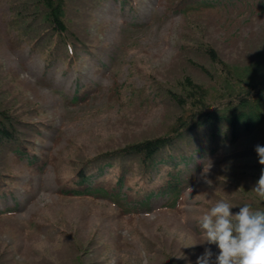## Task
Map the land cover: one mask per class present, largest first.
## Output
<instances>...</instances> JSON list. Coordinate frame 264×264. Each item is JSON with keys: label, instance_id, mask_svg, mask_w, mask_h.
<instances>
[{"label": "rangeland", "instance_id": "1", "mask_svg": "<svg viewBox=\"0 0 264 264\" xmlns=\"http://www.w3.org/2000/svg\"><path fill=\"white\" fill-rule=\"evenodd\" d=\"M79 2L81 28L93 47L79 49L68 63L63 58L48 62L46 51L28 45L13 48L7 32L10 12L0 0V101L27 121L45 123L32 149L43 161L40 170L10 155L3 158L13 182L6 195L0 194V264H84L88 259L95 264H196L205 248L219 252L215 244H199L205 239L200 220L218 200L236 205L233 213L242 203L255 207L260 201L251 191L253 181L225 178L220 155L200 151L180 164V202L153 191L138 210L122 196L61 195L58 179L68 178L82 158L166 127L167 108L151 84L178 76L189 44L212 42L240 74L262 59L264 0L204 2L189 16L179 0H135L133 5L102 0L94 7ZM250 70L244 78L264 79V61ZM204 76L214 100L219 91ZM252 134L258 136L237 145L263 141L264 124ZM165 173L154 167L147 185L153 190ZM141 184L133 181L132 187ZM191 242L198 244L183 247ZM180 255L186 259H177Z\"/></svg>", "mask_w": 264, "mask_h": 264}, {"label": "trees", "instance_id": "2", "mask_svg": "<svg viewBox=\"0 0 264 264\" xmlns=\"http://www.w3.org/2000/svg\"><path fill=\"white\" fill-rule=\"evenodd\" d=\"M83 1L94 7L102 0ZM119 1H129L133 5L135 0ZM179 1L186 15L204 2H212ZM6 2L10 12L7 32L13 48L28 45L32 51H46L48 61L63 58L70 63L75 56L78 57L79 49L93 47V39L86 29L81 28L78 6L83 4L79 0ZM258 43V53L264 52V37ZM183 51L185 59L178 76H174L172 81L151 84L156 97L167 108L166 127L157 133L82 158L68 178L58 179L61 195L86 196L98 192L105 194V198L117 200L121 198L122 187L127 185L130 189L124 190L122 197L132 202L137 195L131 190L132 182L141 181L145 186L143 191L139 190V197L145 201L151 196L147 179L152 169L158 167L165 169L166 173L154 190L166 192L174 201L180 202L183 195L180 164L188 163L200 151L220 155L219 162L225 178L256 184L264 165L259 163L255 146H264V140L249 146H238L237 143L244 137L258 136L252 133L264 124V79L250 81L243 77L251 68L258 67L264 57L246 66L242 71L244 74H240L222 58L210 41H196ZM204 75L214 82L215 92L216 89L219 91L214 100ZM11 109L6 100L0 101V194L8 193L7 185L13 182L11 172L5 170V155L25 160L26 165L37 171L43 166V161L33 155L32 149L34 136L45 123L27 121L21 113H12ZM171 162L175 167H167L166 164ZM106 169L112 171L111 175L102 174L98 180L93 177ZM228 189L236 197V190L229 186ZM258 199L259 205L255 207L247 204L252 205L254 210L264 209V200ZM132 204L134 210L138 209ZM84 264L95 262L88 259L84 260Z\"/></svg>", "mask_w": 264, "mask_h": 264}, {"label": "clouds", "instance_id": "3", "mask_svg": "<svg viewBox=\"0 0 264 264\" xmlns=\"http://www.w3.org/2000/svg\"><path fill=\"white\" fill-rule=\"evenodd\" d=\"M255 151L259 163L264 165V146L257 144ZM251 191L264 200V170ZM235 206L220 199L202 216L200 227L205 239L199 244H215L219 252H213L211 247L205 248L197 257L196 264H264V209L254 210L252 205L246 203L233 213ZM197 244L185 243L183 247ZM176 258L186 259L183 255Z\"/></svg>", "mask_w": 264, "mask_h": 264}]
</instances>
